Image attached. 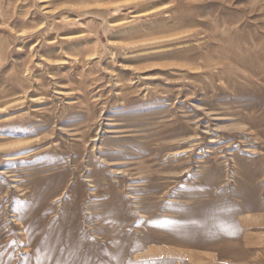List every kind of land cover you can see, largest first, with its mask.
<instances>
[{"label":"rangeland","instance_id":"rangeland-1","mask_svg":"<svg viewBox=\"0 0 264 264\" xmlns=\"http://www.w3.org/2000/svg\"><path fill=\"white\" fill-rule=\"evenodd\" d=\"M0 264H264V0H0Z\"/></svg>","mask_w":264,"mask_h":264},{"label":"snow or ice","instance_id":"snow-or-ice-1","mask_svg":"<svg viewBox=\"0 0 264 264\" xmlns=\"http://www.w3.org/2000/svg\"><path fill=\"white\" fill-rule=\"evenodd\" d=\"M181 187H183V186H181Z\"/></svg>","mask_w":264,"mask_h":264}]
</instances>
